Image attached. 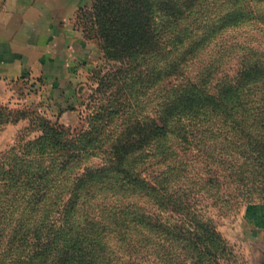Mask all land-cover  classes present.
Here are the masks:
<instances>
[{"label":"trees","instance_id":"1","mask_svg":"<svg viewBox=\"0 0 264 264\" xmlns=\"http://www.w3.org/2000/svg\"><path fill=\"white\" fill-rule=\"evenodd\" d=\"M198 1L78 8L76 23L101 51L90 110L78 129L21 111L37 133L0 167L12 191L11 216L0 215L5 264H238L198 193L216 185L223 200L231 185L264 199V48L223 45L195 75L186 68L230 29L264 32V0H219L214 18ZM225 56L237 59L233 74ZM18 114L0 104V120ZM191 146L216 148V174L190 180L182 152Z\"/></svg>","mask_w":264,"mask_h":264},{"label":"rangeland","instance_id":"2","mask_svg":"<svg viewBox=\"0 0 264 264\" xmlns=\"http://www.w3.org/2000/svg\"><path fill=\"white\" fill-rule=\"evenodd\" d=\"M199 1L202 4L198 8L202 10V13H205V16L214 18L216 2H219V0ZM239 42L264 48V32L257 30L254 24H244L230 29L223 33L217 39V42L215 39L189 62L186 68L187 74L193 76L210 61L213 62L219 52L218 50L223 45ZM224 59L222 69L233 74L237 68V59L233 56H225ZM97 64H100L98 59L92 67H89L87 73L84 72L80 75L81 80L74 83V89L70 90L69 94L64 95L65 99L60 103L46 100L45 91L41 90V87L38 89L32 87V84H37V82L30 81L29 77L25 80L27 83L25 90L22 89L21 84H18L15 95L0 97V104L19 111L18 120L15 122L0 120V167L6 169L11 167L10 165L14 161L9 156L10 148L16 147V151L21 153L22 141L37 133L27 128L29 121L27 117H22V110L37 108L38 112L51 120H58L74 129H78L85 124V116L91 105L90 95L95 85L91 79V74L92 69ZM36 90L42 91L37 98L33 96ZM206 142L208 144L212 143L209 140H206ZM210 148L204 151L199 150V147L191 146L185 153L182 152V158L187 164L185 173L188 174L190 180H193L196 176L207 177L216 174V161H213V157H216V148ZM97 162L98 159L95 158L90 161V163ZM17 164L20 166L21 160ZM222 181H225V179L223 178ZM4 184L5 181L0 179V215L2 216L1 221L5 222L11 216L8 206L12 191L5 193ZM222 190V192L230 191L232 193L226 195L223 200H216V185H207L198 193L204 204V215L213 221L217 230L233 248L234 253L237 255L238 264H264V199L254 196L249 198L240 193L235 194L231 185H223ZM19 212L21 213V210ZM12 216L18 215L14 213ZM9 230L8 226L2 222L0 223V264H5L3 253L7 247Z\"/></svg>","mask_w":264,"mask_h":264},{"label":"crops","instance_id":"3","mask_svg":"<svg viewBox=\"0 0 264 264\" xmlns=\"http://www.w3.org/2000/svg\"><path fill=\"white\" fill-rule=\"evenodd\" d=\"M89 2L0 0V97L15 95L18 84L25 90L29 77L46 100L65 99L101 55L76 24L78 8Z\"/></svg>","mask_w":264,"mask_h":264}]
</instances>
